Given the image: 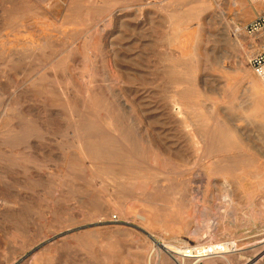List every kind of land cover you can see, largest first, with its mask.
<instances>
[{
    "label": "rangeland",
    "instance_id": "1",
    "mask_svg": "<svg viewBox=\"0 0 264 264\" xmlns=\"http://www.w3.org/2000/svg\"><path fill=\"white\" fill-rule=\"evenodd\" d=\"M259 5L0 0V264H264Z\"/></svg>",
    "mask_w": 264,
    "mask_h": 264
},
{
    "label": "built area",
    "instance_id": "2",
    "mask_svg": "<svg viewBox=\"0 0 264 264\" xmlns=\"http://www.w3.org/2000/svg\"><path fill=\"white\" fill-rule=\"evenodd\" d=\"M255 1L264 2V0ZM244 32L255 39L257 49L251 56L249 63L254 73L264 84V11L245 25Z\"/></svg>",
    "mask_w": 264,
    "mask_h": 264
},
{
    "label": "crops",
    "instance_id": "3",
    "mask_svg": "<svg viewBox=\"0 0 264 264\" xmlns=\"http://www.w3.org/2000/svg\"><path fill=\"white\" fill-rule=\"evenodd\" d=\"M259 6H260V8H262V9L264 8V5H259ZM260 12H261V11L257 12V13H256V16H257Z\"/></svg>",
    "mask_w": 264,
    "mask_h": 264
},
{
    "label": "bare ground",
    "instance_id": "4",
    "mask_svg": "<svg viewBox=\"0 0 264 264\" xmlns=\"http://www.w3.org/2000/svg\"><path fill=\"white\" fill-rule=\"evenodd\" d=\"M196 261H198V260H196ZM196 261H195V262H196ZM228 262H229V261H228ZM193 264H194V263H193Z\"/></svg>",
    "mask_w": 264,
    "mask_h": 264
}]
</instances>
